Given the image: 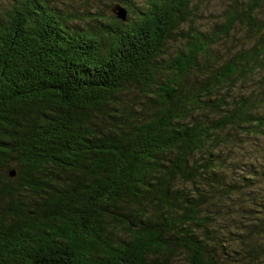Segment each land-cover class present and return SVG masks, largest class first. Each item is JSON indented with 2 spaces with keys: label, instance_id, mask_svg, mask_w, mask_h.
Segmentation results:
<instances>
[{
  "label": "trees",
  "instance_id": "obj_1",
  "mask_svg": "<svg viewBox=\"0 0 264 264\" xmlns=\"http://www.w3.org/2000/svg\"><path fill=\"white\" fill-rule=\"evenodd\" d=\"M193 1L0 0V264H264V0Z\"/></svg>",
  "mask_w": 264,
  "mask_h": 264
},
{
  "label": "rangeland",
  "instance_id": "obj_2",
  "mask_svg": "<svg viewBox=\"0 0 264 264\" xmlns=\"http://www.w3.org/2000/svg\"><path fill=\"white\" fill-rule=\"evenodd\" d=\"M137 1L141 2L142 0ZM225 1L226 0H194L193 2L196 8L194 10L195 16L193 18H195L196 23H199L201 28H206L214 16L220 12ZM96 4H98L99 8L102 9V4L99 3V0H96ZM253 143H255V145L251 144L249 147L246 145L244 149H239L241 156L238 158L240 160L246 161L251 152L256 154V156L259 153L264 152V137H260L258 140H253ZM257 144H261V146H258ZM259 149L263 150L260 152ZM254 150H258L259 152L256 153ZM253 212V215L257 214L256 211ZM222 262H224L223 258Z\"/></svg>",
  "mask_w": 264,
  "mask_h": 264
},
{
  "label": "water",
  "instance_id": "obj_3",
  "mask_svg": "<svg viewBox=\"0 0 264 264\" xmlns=\"http://www.w3.org/2000/svg\"><path fill=\"white\" fill-rule=\"evenodd\" d=\"M110 11L114 14L115 17L120 18L122 20L125 19L126 10L119 3H113L110 7ZM9 175H13V170L9 171Z\"/></svg>",
  "mask_w": 264,
  "mask_h": 264
}]
</instances>
